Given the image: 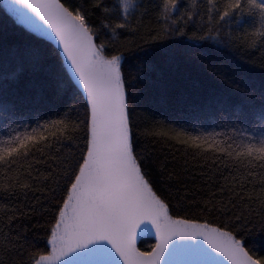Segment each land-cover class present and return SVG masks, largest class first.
<instances>
[{
    "label": "snow or ice",
    "instance_id": "6c2138e0",
    "mask_svg": "<svg viewBox=\"0 0 264 264\" xmlns=\"http://www.w3.org/2000/svg\"><path fill=\"white\" fill-rule=\"evenodd\" d=\"M141 2L112 0L109 7L105 0H93L89 8L82 9L66 6L61 0H3L6 14L36 31L54 35L83 90L82 119L79 115L71 118L73 109L69 108L59 119L31 129L23 125L22 132L16 130L20 127L16 124L11 129L13 134L0 142V169L4 172L0 188H30L28 181L41 179L32 176L34 165L50 163L55 168L43 180L52 179L66 191L55 222L49 225L50 250L29 252L27 264H222L221 256L231 264H264V256L253 252L255 243L245 246V237L259 234L264 241V64L257 80L253 70L228 51H239L238 40L248 48H255L258 41L264 45V0H206L207 20L202 23L203 35L197 38H216L223 47L209 50L206 45H186L182 53L218 85L201 102L202 113L226 121L232 135L218 139L222 133L177 132L171 138L183 146L185 156L190 152L193 160L199 158L206 166L210 159L213 164L220 160L238 164L246 171V175L233 176L232 184L219 189L222 194L229 193L228 200L220 202V210L233 213L225 226L172 215L167 198L158 194L142 166L133 131L139 81L131 71L126 78L121 63L125 53L135 55L141 45L120 39L125 32H139V25L133 26L131 17ZM179 3L164 0L159 17L164 27L156 35L149 31L147 40L186 34L180 25L200 14L199 5L191 0L189 8L172 19ZM90 9L102 10L101 27L111 33L108 41L97 43L99 32L89 23ZM113 16H119V20H112ZM7 19V15L0 17V120L6 124L21 119L24 98L10 84L25 69L45 74L65 91H76L63 65L50 63L40 42L9 39ZM233 26L239 36L233 35ZM246 125L258 135H248ZM82 131L84 147L76 158L72 149L79 147ZM143 134L168 136L155 127L145 128ZM182 159L183 165L174 161L172 171L167 160L158 162L161 179L179 183L180 172L188 164L186 158ZM232 223L236 227L229 230ZM142 228L144 232L154 229L156 238L147 251L136 244ZM0 237V264H25L10 256L12 251L23 254L21 237L14 241L2 232ZM170 255L178 258L166 262Z\"/></svg>",
    "mask_w": 264,
    "mask_h": 264
},
{
    "label": "trees",
    "instance_id": "16d2710c",
    "mask_svg": "<svg viewBox=\"0 0 264 264\" xmlns=\"http://www.w3.org/2000/svg\"><path fill=\"white\" fill-rule=\"evenodd\" d=\"M61 2L66 6L83 9L89 8L93 0H61ZM105 3L109 7L112 6V0H105ZM197 3L200 14L195 15L186 24L180 25L185 29V35L180 36L177 33L160 40L149 41L147 40L149 31L152 35H156L164 27L165 22L159 18L164 0H142L131 17L133 26L139 25V32H125L120 36L122 41L134 40L141 47L136 50L135 55L125 53L121 63L125 67L126 78L131 71L139 81L136 85V95L139 99L133 115V131L136 133L135 147L138 153H142V166L149 173L154 187L158 189V194L167 198L172 215L199 218L201 222L225 226V222L233 213L229 211L225 214L220 210V202L222 200L226 202L229 193L222 194L219 189L232 184L233 176L239 178L246 175L245 169L238 164H226L220 160L213 164L211 159L206 166L205 162L199 158L193 160L190 152L185 156L183 146L171 138L177 132L222 133L223 135L218 139L232 135L226 121H221L216 115H205L200 108L207 93L216 89L218 85L207 77L204 70L194 66L182 55L186 45H206L209 50L217 46L223 47L216 38L205 40L197 38L203 35L202 23H206L207 20L206 0H197ZM190 4L191 0H180L179 11L172 13V19L185 12ZM90 11L89 23L99 32L97 43L108 41L111 33L101 27V20L104 18L102 10L90 9ZM5 15L8 18L10 40L21 43L40 42V46L47 53L48 61L59 63L64 67L58 50L50 42L16 24L0 7V17ZM111 19L119 20V16H113ZM226 30L225 28L222 31ZM233 35H240L234 26ZM142 36L145 39H141ZM157 45L159 47H156ZM237 46L239 51L236 48L228 49V51L240 63L252 69V75L258 80L262 72L260 66L264 64V45L258 41L255 48H248L241 45L238 40ZM145 52L150 55L144 56ZM65 72L67 78L72 81L66 69ZM72 84L76 90L75 93L65 91L45 74L34 73L29 69L21 72L18 79L10 84L16 89L18 95L24 98V102L20 105L21 119L8 124L0 120V142L6 141L13 134L11 129L15 128L16 124L20 125L16 130L22 132L23 125L27 124L31 129L38 124L59 119L68 112L69 108L73 109L69 114L71 118L75 119L79 115L82 119V93L73 81ZM149 127L166 131L168 136L146 137L143 130ZM245 128L248 135H258V131H253L252 126L246 125ZM77 143L79 147L73 148L72 151L75 157L79 158L80 150L84 147L83 131ZM64 151H68L67 145ZM182 157L188 160V164L180 172L179 183L175 179L171 181L166 178L161 179L158 162L167 160L168 170L172 171L175 166L174 161L183 165ZM51 168H55V165L35 164L32 176H40L41 179L35 183L28 181L32 184L30 188H9L7 191L0 188V232L9 235L14 241L17 236H20L19 244L24 246L22 255L17 254L16 251L10 253L17 262L23 260L27 264L29 252L48 250L49 225L55 222L58 205L62 203V198L66 195L64 188L58 187L52 179L43 180V176L47 175ZM3 176L4 172L0 169V180ZM248 187L251 189L252 186ZM205 201L209 203L205 204ZM178 203L181 205L180 208H177ZM192 213H195V216ZM228 227L232 230L236 225L232 223L228 224ZM245 240L248 241L245 244L246 247H249L251 243L256 244L253 249L255 255L264 256V251H261L264 241L260 239L259 234L256 237H245ZM154 243L153 239L144 238L138 243V248L147 251Z\"/></svg>",
    "mask_w": 264,
    "mask_h": 264
},
{
    "label": "water",
    "instance_id": "95a60500",
    "mask_svg": "<svg viewBox=\"0 0 264 264\" xmlns=\"http://www.w3.org/2000/svg\"><path fill=\"white\" fill-rule=\"evenodd\" d=\"M0 7L6 12V10L3 7V0H0ZM8 15L16 22V24H18L19 26H21L24 29L28 30L29 32H31L35 36H37L39 38H42V39L50 42L58 50L59 55H60V57L62 59V62L64 64V67H65L68 75L70 76V78L72 79V81L74 82V84L77 86V88L80 90V92L83 94V90L80 87V85H79L78 81L76 80L75 76L73 75L71 69L68 67V64H67V61H66V59L64 57V54H63V52H62V50H61V48H60V46L58 44V41L54 38V35L51 34L50 32L49 33H42L40 31H36L33 28H31V27H29V26H27L25 24L20 23L19 21L16 20L15 17H12L10 14H8ZM144 238H151V239L154 240V242H156V238H155V235H154V229L152 231H150V232H144L143 231V228H142V231L141 232L138 231L137 240H136L137 247H138V243L140 242V240H142ZM47 246H48V250H50V245H48V241H47ZM177 258L178 257H176V256L170 255V256L166 257V262L168 260H175ZM220 260L222 261V264H231V262L228 261L226 257L221 256L220 257Z\"/></svg>",
    "mask_w": 264,
    "mask_h": 264
}]
</instances>
